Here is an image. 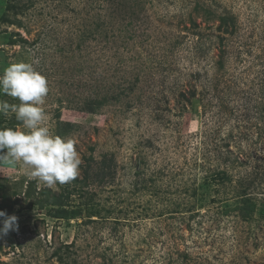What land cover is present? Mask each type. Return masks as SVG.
Instances as JSON below:
<instances>
[{
	"label": "rangeland",
	"instance_id": "obj_1",
	"mask_svg": "<svg viewBox=\"0 0 264 264\" xmlns=\"http://www.w3.org/2000/svg\"><path fill=\"white\" fill-rule=\"evenodd\" d=\"M23 3V27L0 36L29 43L0 44V74L27 62L46 77L47 126L81 164L49 187L0 160V208L19 226L0 264H264V218L225 212L264 199V0ZM100 19L107 39L83 40ZM43 190L69 204L41 210Z\"/></svg>",
	"mask_w": 264,
	"mask_h": 264
},
{
	"label": "clouds",
	"instance_id": "obj_2",
	"mask_svg": "<svg viewBox=\"0 0 264 264\" xmlns=\"http://www.w3.org/2000/svg\"><path fill=\"white\" fill-rule=\"evenodd\" d=\"M48 93L46 77L32 63H13L0 74V95L19 100V104L0 100V115L14 114L22 124V128H0V160L21 162L31 178L52 187L73 181L81 158L74 139L56 136L47 126L43 105ZM0 217L4 218L0 239L18 231L15 215L0 211Z\"/></svg>",
	"mask_w": 264,
	"mask_h": 264
},
{
	"label": "trees",
	"instance_id": "obj_3",
	"mask_svg": "<svg viewBox=\"0 0 264 264\" xmlns=\"http://www.w3.org/2000/svg\"><path fill=\"white\" fill-rule=\"evenodd\" d=\"M29 7H31V5L24 4L23 0H0V26L5 24V25L17 26L19 28H22L23 24L18 18V16L23 15ZM99 21L100 22L96 24L95 28H91L90 26H87L85 24L84 29L81 32V35H82L81 37L83 40L85 39V37L95 38L97 36L103 39L105 37V39H107L108 33L104 32L103 30V27H105L106 24L101 23L102 21L101 19ZM221 21H222L221 25H226L227 22H231L232 19L221 18ZM224 31L226 32V30ZM5 34H6L5 37L0 36L1 45L15 46L19 44L26 45L29 43L27 40L23 39L19 34H8L7 32ZM2 70L4 71V68ZM5 96L6 95H0V98L5 99ZM189 103H191L192 105L191 101ZM98 104L102 105L103 101H99ZM20 124L21 122L15 119V115L11 117L0 115V128L15 129L16 126ZM223 175L226 177L225 174ZM208 187H209V183L207 182L203 184L202 186L195 188L192 193L193 196L198 197L199 192H200L201 196L199 197V201L204 202L205 200L204 198H207L206 195H208ZM29 191L30 192H28L27 194L28 199L35 195L34 191H32L31 189ZM39 196L42 197L43 199H41L36 204H38L41 210L46 209L49 206H54V205H61V206L67 207V204H69L67 199L70 198V195H67L66 198L63 195H61L60 197L53 196L47 190L41 191ZM229 206L230 204H227V207ZM9 209H10L9 213L3 210L2 208H0V211H4L6 215L8 216L12 212L13 208H9ZM232 211L234 212L237 211L240 217H242V219L246 221H252V219H255V216L257 215V213L260 214V216L264 218V199L261 202V207L258 208L253 198H251V196L245 195L244 197H241L238 199V202L236 203L235 206L227 208V210H225V212L227 213L226 215H229ZM81 215L82 214L80 210H69V208H67L63 210L61 213H59V218L65 219V220H71V219H76ZM88 221L89 222L93 221L92 215L90 216Z\"/></svg>",
	"mask_w": 264,
	"mask_h": 264
}]
</instances>
